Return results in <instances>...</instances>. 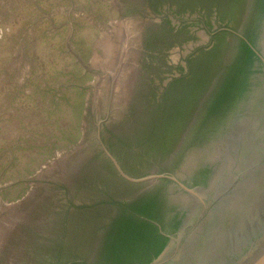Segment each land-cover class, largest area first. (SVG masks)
Returning a JSON list of instances; mask_svg holds the SVG:
<instances>
[{"label": "rangeland", "instance_id": "1", "mask_svg": "<svg viewBox=\"0 0 264 264\" xmlns=\"http://www.w3.org/2000/svg\"><path fill=\"white\" fill-rule=\"evenodd\" d=\"M220 13L234 22L223 0H0V264L93 257L97 231L135 191L125 177L158 174L183 146L195 112L177 135L151 136L163 83L209 48ZM126 20L142 37L116 106L120 77L106 103L96 85L98 43L115 44ZM191 42L200 47L184 56Z\"/></svg>", "mask_w": 264, "mask_h": 264}, {"label": "trees", "instance_id": "2", "mask_svg": "<svg viewBox=\"0 0 264 264\" xmlns=\"http://www.w3.org/2000/svg\"><path fill=\"white\" fill-rule=\"evenodd\" d=\"M223 4L235 14L234 22L240 21L241 38L227 28L218 30L211 34L210 48L187 58L188 74L172 80L164 89L162 97L163 101L167 98L168 106L151 136L157 134L162 140L169 134L177 135L195 112L183 145L201 147L223 130L239 104L249 98L251 87L258 84L263 64L256 52H261L264 0H223ZM220 14L219 21L230 24L231 20H224L226 16ZM228 36L230 42H226ZM163 144L166 147L168 142ZM209 173L207 168L200 169L192 186L207 185ZM167 185L164 181L145 195L117 205V213L97 231L92 257L95 264H149L159 256L168 236L177 234L181 227ZM64 264H87V260Z\"/></svg>", "mask_w": 264, "mask_h": 264}, {"label": "water", "instance_id": "3", "mask_svg": "<svg viewBox=\"0 0 264 264\" xmlns=\"http://www.w3.org/2000/svg\"><path fill=\"white\" fill-rule=\"evenodd\" d=\"M262 37L256 54L264 63V31ZM212 160L220 166L208 187L184 189L191 212L149 264H264V69L223 130L201 147H181L162 171L179 174ZM164 178L125 177L145 186Z\"/></svg>", "mask_w": 264, "mask_h": 264}, {"label": "bare ground", "instance_id": "4", "mask_svg": "<svg viewBox=\"0 0 264 264\" xmlns=\"http://www.w3.org/2000/svg\"><path fill=\"white\" fill-rule=\"evenodd\" d=\"M115 26L117 27L115 32L119 34L116 40L113 39L116 41L115 44L111 45L107 38H104L102 40L103 42L100 41L98 43L99 48L104 52L103 55H105L106 61L104 64L102 63L103 66L100 68L102 70L100 71L98 83L96 85L103 91V102L106 103L113 82L120 79L114 93L115 105L117 106L121 100H126L125 97L129 95L126 93V91L129 90L126 83L132 80L135 66L137 65L136 58L138 57L141 28L137 27L136 21L133 20L121 21ZM96 62H99L98 57H96L94 63Z\"/></svg>", "mask_w": 264, "mask_h": 264}, {"label": "flooded vegetation", "instance_id": "5", "mask_svg": "<svg viewBox=\"0 0 264 264\" xmlns=\"http://www.w3.org/2000/svg\"><path fill=\"white\" fill-rule=\"evenodd\" d=\"M215 20L217 22V25L215 27H212V33H210V37H208V43L207 44H209V46H208L209 48L213 45V43L211 41V34H213L214 32H216L218 30H221V29H226L227 28V30H230V32L232 34H234L236 37H240L241 38L240 21L239 20H238V23L237 22L235 23V22L232 21L230 24L228 22H225V23L222 24L219 21V19H217V18ZM141 37L142 36H140L139 46H140V43H141ZM230 41H231L230 36H228L226 38V42H230ZM262 64H263V68H262V71H263L264 63L262 62ZM183 66H184L183 67L184 70H183L182 74H179L178 76H175V77H173L171 75L167 77V79L163 83L164 89L167 87V85L173 79H177V78H180V77L185 76V75L188 74V68L185 67V64ZM187 128H188V130L190 129V127H187ZM186 132L188 133V131H186ZM186 135L187 134L184 135V138L181 141L182 144L184 143ZM176 147H177L176 150H178L181 147V144H180L179 147L178 146H176ZM182 148L183 149L185 148L187 150L194 149V148H188L186 146H182ZM218 149H220V148L217 147V146L213 147V150H218ZM177 160H178L177 161V163H178L179 159H177ZM219 166H220V164L217 161L212 160V161H209V163H207L206 165H200V166L196 167V169L183 168L182 170H180L179 174L172 173L171 170L160 171L158 174H156V173L152 174L151 173L153 176H167L168 177L167 179H165V178L164 179H160L157 183H155L152 186L133 184V183H130L129 181H127L132 187L135 188V191L124 202H126V203L131 202L132 200H135V199L145 195L146 193L150 192L151 190H153L154 188L159 186V184H161L162 182L167 181L168 182L167 192H168L169 201H170L171 205H173L175 207L176 212L179 214V218L181 219V224H182L187 219V217L189 216V214L191 212V206H192L191 203H187L185 201V199H184V197L186 195H188L187 191H185L184 189H187V190H198L200 188H207L208 185H209V182L212 179V176L215 174V171L218 169ZM204 168H207L210 171V173L208 174L207 185H200L199 184V185L192 186V179H193L195 173H197L200 169H204ZM149 176L150 175L143 176L142 178L149 177ZM134 180H137V179H134Z\"/></svg>", "mask_w": 264, "mask_h": 264}, {"label": "built area", "instance_id": "6", "mask_svg": "<svg viewBox=\"0 0 264 264\" xmlns=\"http://www.w3.org/2000/svg\"><path fill=\"white\" fill-rule=\"evenodd\" d=\"M216 25H217L216 20H213L212 27H215ZM206 43H208V39L206 40L205 44ZM198 47H200V46H198L197 44H194L192 42L189 43L186 47H183V50H184L183 54H184V56H187V55L191 54Z\"/></svg>", "mask_w": 264, "mask_h": 264}]
</instances>
